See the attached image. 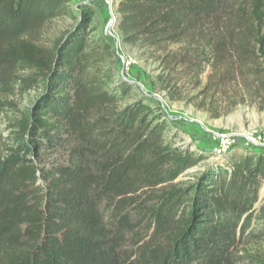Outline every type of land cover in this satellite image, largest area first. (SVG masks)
<instances>
[{
	"label": "trees",
	"instance_id": "obj_1",
	"mask_svg": "<svg viewBox=\"0 0 264 264\" xmlns=\"http://www.w3.org/2000/svg\"><path fill=\"white\" fill-rule=\"evenodd\" d=\"M117 1L121 43L177 46L179 62L195 46L208 64L230 50L261 74L264 0ZM71 2L0 0V116L7 97L43 90L0 151V264H238L239 247L264 238V151L183 180L203 157L167 141L159 108L122 105L134 86L92 41V8ZM70 11L62 37L35 41Z\"/></svg>",
	"mask_w": 264,
	"mask_h": 264
},
{
	"label": "rangeland",
	"instance_id": "obj_2",
	"mask_svg": "<svg viewBox=\"0 0 264 264\" xmlns=\"http://www.w3.org/2000/svg\"><path fill=\"white\" fill-rule=\"evenodd\" d=\"M117 4V0L71 2L76 10L83 5L92 8V41L102 36L112 46L115 57L107 63L112 66L115 80L123 77L134 86L122 105L142 100L144 104L159 108L168 125L167 141L174 147L187 149L194 156L203 157L204 161L188 170L182 179L194 176L212 164L227 162L232 155L263 152L264 64L256 63L254 67L261 74L255 77L248 71V66L242 67L237 63L238 59H230V50L225 51L218 62L208 64L203 63V57H198L195 46L181 52L184 57L180 62L173 56L177 46L159 53L143 52L118 39L116 47L110 34L118 38ZM230 4L237 3L231 1ZM70 12L72 17H62L42 26L35 41L50 46L62 37L73 27L79 13ZM42 91L38 87L4 99L9 106L0 116V151L8 146L10 132L17 131L18 124L29 118L33 103ZM41 156L46 162L53 158L47 154ZM263 197L264 186L259 200ZM239 248L242 253L238 264H258L264 260V238L247 240Z\"/></svg>",
	"mask_w": 264,
	"mask_h": 264
},
{
	"label": "water",
	"instance_id": "obj_3",
	"mask_svg": "<svg viewBox=\"0 0 264 264\" xmlns=\"http://www.w3.org/2000/svg\"><path fill=\"white\" fill-rule=\"evenodd\" d=\"M108 34H110V31L109 30H108ZM110 36H112V38L115 40V46L117 47L118 46V38H115V36H113L111 34H110ZM122 79L125 80L123 77H122ZM129 83H131V82H129Z\"/></svg>",
	"mask_w": 264,
	"mask_h": 264
},
{
	"label": "built area",
	"instance_id": "obj_4",
	"mask_svg": "<svg viewBox=\"0 0 264 264\" xmlns=\"http://www.w3.org/2000/svg\"><path fill=\"white\" fill-rule=\"evenodd\" d=\"M84 1H85V3H89V2H95L96 0H84Z\"/></svg>",
	"mask_w": 264,
	"mask_h": 264
}]
</instances>
